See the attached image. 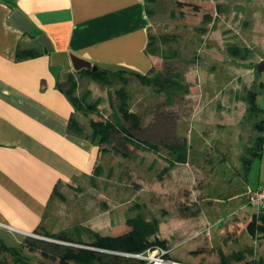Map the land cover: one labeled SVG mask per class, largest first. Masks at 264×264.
<instances>
[{
	"label": "rangeland",
	"instance_id": "1",
	"mask_svg": "<svg viewBox=\"0 0 264 264\" xmlns=\"http://www.w3.org/2000/svg\"><path fill=\"white\" fill-rule=\"evenodd\" d=\"M241 5L245 6V11L238 9ZM155 9L154 41L165 55L168 54L157 69L181 74L188 91H159L155 85L142 83L137 73L121 70L117 75L107 76L111 78V87L101 84L91 92L93 101L100 100V114L83 113L87 118H82L92 139L93 122L115 120L120 104L116 90L123 86L122 80L127 79L124 85L131 96L130 110L142 117L140 128L124 122L133 140L170 144L188 138L189 162L165 171L168 165L165 147L161 148L160 155L125 142L121 133L113 135L110 141L96 136L105 151L95 171L77 186L65 188L63 196L50 204L40 228L44 234L25 235L17 230L22 228L0 222V238L20 251L27 264H48L49 261L24 246L26 237L63 243L51 235L66 231L72 239L91 241L90 235L84 232L86 229L108 235L123 234L129 230L127 215L138 212L131 211L136 204L142 207L144 215L159 222L160 235L164 233L160 225L165 218L199 216L206 230L209 228L206 232L210 233L213 247L217 249L220 245L216 232L225 229L227 233L221 242L228 243L227 250L243 251L244 260L232 259L230 264L264 259V235L252 237L246 229V223L254 215L258 216V210L249 204L242 163V157L250 155L249 148L260 133L254 122L264 119V114L251 119L253 115L249 114L247 100L248 92L253 91L257 105L264 110V71L257 70L264 62V0H162ZM206 14H210L214 22L204 25ZM202 27L208 31L203 33ZM234 44L248 48L249 54L241 59L233 57L229 45ZM65 84L70 85L67 79ZM237 120L241 124L235 127L232 123ZM256 177V167H253L249 176L252 189L256 187ZM192 212L199 213L190 216ZM203 232L190 231L177 238L173 235L172 243L166 239L167 246L175 250L184 240ZM153 252L155 258L160 255V251L154 249L141 258L120 257L143 259L146 264H153L150 262ZM14 254L1 252L0 264H13ZM101 255L105 261H120L113 253ZM248 258L251 260L246 261Z\"/></svg>",
	"mask_w": 264,
	"mask_h": 264
},
{
	"label": "crops",
	"instance_id": "2",
	"mask_svg": "<svg viewBox=\"0 0 264 264\" xmlns=\"http://www.w3.org/2000/svg\"><path fill=\"white\" fill-rule=\"evenodd\" d=\"M160 1H0V222L22 228L17 230L25 235L34 234L42 228L50 204L63 196V190L93 174L105 150L88 136L82 118L87 116L75 108L65 81L72 75L80 96L101 84L84 72L77 74L70 55L91 61L107 72L106 76L121 70L144 75L158 71L168 55L152 34L153 12ZM238 9L246 10L242 5ZM16 10L26 16L27 31L11 21ZM41 37L50 48L42 44ZM31 49L37 55L26 56L24 51ZM261 114L263 109L258 116ZM72 117L82 126L81 133L70 129ZM240 124L238 120L232 123L235 127ZM237 141L241 143L240 135ZM253 167L257 171L256 187L251 188L249 173V191L264 186V146L251 171ZM202 219L165 218L160 225L164 233L158 236L170 243L175 240L173 235L177 238L204 230L175 250L169 247L170 259L181 264H221L220 250L232 254L226 248L228 243L221 242L227 231L216 232L220 242L216 249ZM52 262L58 260L48 264ZM110 262L102 258L93 264ZM240 264H264V259Z\"/></svg>",
	"mask_w": 264,
	"mask_h": 264
},
{
	"label": "trees",
	"instance_id": "3",
	"mask_svg": "<svg viewBox=\"0 0 264 264\" xmlns=\"http://www.w3.org/2000/svg\"><path fill=\"white\" fill-rule=\"evenodd\" d=\"M196 10H199V8L196 7ZM211 22H214L213 17L210 14L204 15L203 24L208 25ZM201 29L200 30L203 33L208 31L206 27H202ZM165 39L166 41H170V39L167 37H165ZM249 51L250 50L248 48H241L235 44L229 45L230 55L237 59L245 57L246 53L249 54ZM24 52L23 53L26 56L37 55V52L34 49ZM173 53L175 54V52ZM81 71L102 85L109 87L112 86L111 79L106 76L107 72L101 70L100 68L97 72L92 71V69H83ZM137 76L141 79L142 83H150L157 86L159 91L165 90L172 92L181 89H183L185 92L188 91V87L183 83L184 81L182 75L179 73H171L168 71V69H166L165 72L160 70L156 72L154 71L152 75L149 76L137 73ZM120 77L122 78V76ZM67 82L70 83V87L66 88L65 90L75 108L85 114L94 113L99 115L100 111L98 107L100 100L97 99L93 101L91 99V92L89 90L84 92L81 96L77 95V83L72 75L67 76ZM122 82L123 86L116 90V96L120 99V104L117 108L118 111L115 113V120L106 119L103 121L93 122L92 125L94 126V137L91 140L97 143L95 137L100 136L102 139L110 141L113 135L121 133L124 136L123 139L125 142H132L133 145H136L145 151L161 155V148L165 147V149L168 151V156L166 158L168 165L165 168V171H170L178 165L187 164L189 162L191 148L188 138H183L182 140H178L170 144L133 140L130 134V129L126 127L124 122L130 123L133 128H140L142 117L140 114L130 110V104L128 101L131 96L124 85L127 83V79L122 80ZM111 96L113 97V92H111ZM247 100L249 103V114L253 115L251 119H255V116H258L260 113H262V109L257 105L256 97L253 91L248 92ZM118 112H120L121 116ZM254 127L260 133H262V135H259L254 139L253 146L249 148L251 151L250 155H245L242 157V163L246 177L249 176L250 168L255 159L261 155L264 146V119L255 121ZM70 129L75 133H81L83 131L82 126L74 117H72L70 120ZM185 209H188V206H185ZM134 210L138 211L136 215H131L129 213L126 217V225L129 226V231L120 235H103L92 229H86L87 232L90 233L89 235L91 237V241L89 242L82 241L81 239L74 240L68 237L65 232H61L60 234L51 236L58 238L63 242L66 241V243L50 242L48 240L26 237L24 246L26 244L30 252H39L41 257L46 258L48 261L58 260V264H93L96 260L102 259L101 254H103V252L97 251L93 248L103 249L111 252H124L130 255L142 254L154 249H168L166 240L161 239L158 236L159 222L156 219H152L144 215L143 212H141L142 207L138 204L131 208V211ZM198 213L199 212H192L190 213V216H197ZM246 229L252 237L258 236L259 233L264 235V217L254 215L253 218L247 222ZM35 233L44 234L40 230L35 231ZM21 248L23 247L21 246ZM0 250L15 253L13 264H27V260L23 254L20 251L15 250L14 247L7 245L2 238H0ZM219 255L221 264H230L232 259L243 261L245 257L243 251L227 255L220 250ZM120 256L122 255L115 254V257H117L120 261H111L110 264L147 263L143 259L134 260L132 258H124Z\"/></svg>",
	"mask_w": 264,
	"mask_h": 264
},
{
	"label": "water",
	"instance_id": "4",
	"mask_svg": "<svg viewBox=\"0 0 264 264\" xmlns=\"http://www.w3.org/2000/svg\"><path fill=\"white\" fill-rule=\"evenodd\" d=\"M11 21L15 25L20 27L22 30L27 31V29L25 28L27 25L26 16L20 10H16L13 13V16H11ZM40 41L42 42V44H44L45 46L50 48V45H48V43L46 41H44L43 37L40 38ZM70 58H71L72 66H73L74 70H76V71H81L83 69H92V71L96 72L99 70L98 66L92 64V62L87 60V59L81 58V57L76 56L74 54H71ZM257 70H258V72L264 71V62H262L258 65ZM93 249L98 250V251H104L103 249H98V248H93ZM112 253H114L116 255H122V256L128 255V253L118 252V251H112Z\"/></svg>",
	"mask_w": 264,
	"mask_h": 264
},
{
	"label": "built area",
	"instance_id": "5",
	"mask_svg": "<svg viewBox=\"0 0 264 264\" xmlns=\"http://www.w3.org/2000/svg\"><path fill=\"white\" fill-rule=\"evenodd\" d=\"M249 193V204L254 206L258 210V216H264V186H260L255 190H251ZM64 243V242H63ZM160 255L157 256L159 259V264H181L173 259L165 258V254H168V249H161ZM136 256L141 257L142 254H136ZM156 261L153 262L155 264Z\"/></svg>",
	"mask_w": 264,
	"mask_h": 264
},
{
	"label": "bare ground",
	"instance_id": "6",
	"mask_svg": "<svg viewBox=\"0 0 264 264\" xmlns=\"http://www.w3.org/2000/svg\"><path fill=\"white\" fill-rule=\"evenodd\" d=\"M157 250L159 251V250H161V249H157ZM104 251H105V253H106V252L112 253L111 251H106V250H104ZM104 251H103V252H104ZM155 251H156V250H155ZM147 252H150V250L147 251ZM113 254H114V253H113ZM143 254H145V253H142V256H141V257H144ZM127 256L138 257V256H136V254H134V255H130V254H128ZM151 256H153V257L150 258V259H151L150 262H154V261H156L155 264H159V263H160V262H159V259H158V258H155L154 252H153V254H152ZM141 257H138V258H141ZM154 258H155V259H154Z\"/></svg>",
	"mask_w": 264,
	"mask_h": 264
}]
</instances>
